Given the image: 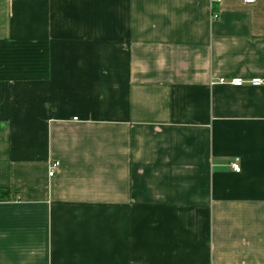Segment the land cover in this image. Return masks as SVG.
Returning a JSON list of instances; mask_svg holds the SVG:
<instances>
[{
    "label": "crops",
    "instance_id": "crops-1",
    "mask_svg": "<svg viewBox=\"0 0 264 264\" xmlns=\"http://www.w3.org/2000/svg\"><path fill=\"white\" fill-rule=\"evenodd\" d=\"M236 78L264 79V0H0V264H264Z\"/></svg>",
    "mask_w": 264,
    "mask_h": 264
},
{
    "label": "built area",
    "instance_id": "built-area-1",
    "mask_svg": "<svg viewBox=\"0 0 264 264\" xmlns=\"http://www.w3.org/2000/svg\"><path fill=\"white\" fill-rule=\"evenodd\" d=\"M248 4H253L256 2V0H244ZM226 85V86H232L236 88L240 87H252V88H263L264 87V79L263 78H252V79H243V78H236L232 80H225L220 79L219 81L212 82V85ZM59 166L58 163H55L51 169H50V176L54 175L55 168ZM231 167L235 173H241L242 169L239 164V160H235L233 163H231Z\"/></svg>",
    "mask_w": 264,
    "mask_h": 264
},
{
    "label": "trees",
    "instance_id": "trees-1",
    "mask_svg": "<svg viewBox=\"0 0 264 264\" xmlns=\"http://www.w3.org/2000/svg\"><path fill=\"white\" fill-rule=\"evenodd\" d=\"M6 196H8V194Z\"/></svg>",
    "mask_w": 264,
    "mask_h": 264
}]
</instances>
